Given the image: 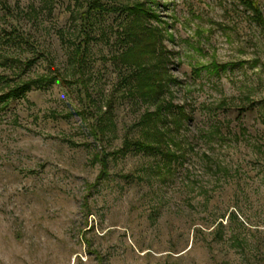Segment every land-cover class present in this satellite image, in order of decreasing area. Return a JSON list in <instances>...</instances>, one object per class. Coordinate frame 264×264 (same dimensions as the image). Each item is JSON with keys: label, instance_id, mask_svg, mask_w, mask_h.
<instances>
[{"label": "rangeland", "instance_id": "rangeland-1", "mask_svg": "<svg viewBox=\"0 0 264 264\" xmlns=\"http://www.w3.org/2000/svg\"><path fill=\"white\" fill-rule=\"evenodd\" d=\"M91 1L84 42L89 0H0V95L57 74L0 98V264H264V0ZM137 4L150 63L166 51L170 170L118 151L156 108L118 86Z\"/></svg>", "mask_w": 264, "mask_h": 264}, {"label": "trees", "instance_id": "trees-1", "mask_svg": "<svg viewBox=\"0 0 264 264\" xmlns=\"http://www.w3.org/2000/svg\"><path fill=\"white\" fill-rule=\"evenodd\" d=\"M91 2L92 1L89 0L86 10L83 11L81 16L83 20L81 31L86 35L84 42H88L89 39H92V32L94 29L93 19L95 17H100L103 12L109 10L104 7H99L97 4H92ZM126 6L124 5L123 9L134 12L131 13L134 14V17L122 29V36H120V41L124 43L127 48L125 51L121 52L120 56H114V59H119L121 63L129 69V73L118 81V86H125L124 92H126L125 94H127V96L133 98L139 96L141 101H151L152 104L156 105V108L153 110L146 109L139 120L131 125V130L136 128L138 132L134 137L125 135L122 147L118 149V151H125L133 146L135 149L143 151L145 154L150 153L159 156L162 160V168L170 170L171 167L168 168L166 162L171 163L178 161L180 155L176 153L177 151H173L169 147L171 143L166 134L170 129L165 131L164 127H166V124L161 123V118L158 117L162 108L160 104L165 102L162 95L164 92H169L171 82V77L168 74V67L165 66L166 57L164 53H166V51L164 50V53L160 51L159 54L162 59L155 63H150V60L155 56L154 50L152 49L155 48V45L158 47L156 41L151 40V37L155 38L159 29L157 30L147 21L149 15L143 4H137V6L129 8ZM114 9L117 10L118 8H112L111 11ZM118 10H120V8ZM258 18H261L259 13ZM86 49V46L82 48L81 45H78L69 58L80 73L83 68V53ZM56 76L57 74L51 76L42 75L38 79L22 81L9 87L0 95V98L4 100L15 98L29 89L31 85L42 84L44 82L52 83ZM173 107L177 109L181 108L171 104L170 108L172 109ZM172 112L175 114L174 111ZM105 160V154L101 155L100 161L104 163ZM157 166L159 167V165Z\"/></svg>", "mask_w": 264, "mask_h": 264}]
</instances>
